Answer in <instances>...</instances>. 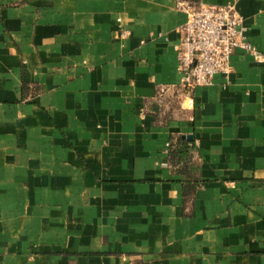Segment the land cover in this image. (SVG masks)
Returning a JSON list of instances; mask_svg holds the SVG:
<instances>
[{
	"label": "crops",
	"instance_id": "obj_1",
	"mask_svg": "<svg viewBox=\"0 0 264 264\" xmlns=\"http://www.w3.org/2000/svg\"><path fill=\"white\" fill-rule=\"evenodd\" d=\"M201 1L262 58L188 94L177 0H0V264H264V0Z\"/></svg>",
	"mask_w": 264,
	"mask_h": 264
},
{
	"label": "built area",
	"instance_id": "obj_2",
	"mask_svg": "<svg viewBox=\"0 0 264 264\" xmlns=\"http://www.w3.org/2000/svg\"><path fill=\"white\" fill-rule=\"evenodd\" d=\"M187 18L177 46L180 85L192 94L199 86L214 83L217 74L229 76L232 55L242 48L257 58L262 54L247 38L246 24L234 3L213 4L201 0H177ZM166 87L159 89L163 96Z\"/></svg>",
	"mask_w": 264,
	"mask_h": 264
}]
</instances>
